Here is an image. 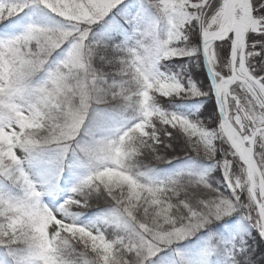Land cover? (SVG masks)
Returning a JSON list of instances; mask_svg holds the SVG:
<instances>
[{
  "label": "trees",
  "instance_id": "trees-1",
  "mask_svg": "<svg viewBox=\"0 0 264 264\" xmlns=\"http://www.w3.org/2000/svg\"><path fill=\"white\" fill-rule=\"evenodd\" d=\"M220 5L206 1L182 29L194 55L164 59L178 43L166 41L167 12L156 1L123 0L83 21L47 0H0V70L14 93L0 102V122L21 131L0 139V264H98L78 241L47 228L46 204L120 264H264L245 168L221 134L198 48L202 21L210 26ZM105 48L128 59L97 64ZM217 59L213 70L226 76ZM160 73L203 95L158 98L151 85ZM81 113L87 124L64 150ZM185 228L184 240H160Z\"/></svg>",
  "mask_w": 264,
  "mask_h": 264
},
{
  "label": "rangeland",
  "instance_id": "rangeland-1",
  "mask_svg": "<svg viewBox=\"0 0 264 264\" xmlns=\"http://www.w3.org/2000/svg\"><path fill=\"white\" fill-rule=\"evenodd\" d=\"M64 1V2H63ZM123 0H82V2H79V0H62V3L60 0H47V2L50 4L51 8L53 9H59L60 7L66 6L68 7L69 13H77L76 15L79 16L81 20H94L96 19L100 13L104 10H110L111 8L114 9L117 4L122 3ZM156 1L158 5L162 7L164 12H167V19H168V28L166 32V41L168 43H174L178 46L175 49H167L165 53L163 54L164 59H176V58H183V57H190L191 55H194L197 51L194 49V46L190 44L189 39H185V36H183L182 30L185 26V24L189 23L191 20L197 19L195 16V9L202 6L203 3H205L208 0H152ZM223 1V0H222ZM61 3V5H60ZM111 9V10H112ZM57 11V10H56ZM223 20V15L221 14L219 16V19H215L214 21H211V24H214L213 22H216L217 25H220L221 21ZM201 37L202 33L200 35L199 40V52H200V43H201ZM219 45L213 46L209 51V59L211 66H217V55H221L223 59L222 66L225 68L228 67V59H227V52L226 50H219ZM128 59V56L123 53L122 51L113 52L112 50H108L107 48L103 49L102 52H99L96 55V62L97 64H108L110 62H122L126 61ZM213 69V68H212ZM215 74V77L217 80H219V77L224 76L222 73L220 76H218V71H213ZM5 75L2 70H0V102L5 104H8L9 100H12L13 91L6 86L5 81ZM242 91H244V88L241 87ZM10 91V93H9ZM151 91L154 93L158 98H165V99H181L182 97L185 98H192V97H198L202 96L203 94L199 92L197 88L195 89H185L182 87L179 82L174 79L173 77L166 76L162 73L159 74L157 79L152 83L151 85ZM5 92H8L7 94ZM87 114L81 113L74 117V120L72 121V124L70 128L68 129L67 134V142L66 146L64 147V150H67L70 146L73 140L76 138L78 132L80 131L82 125L84 124L86 120ZM243 116H246L244 113ZM244 119V118H243ZM246 121H250L249 117H245ZM172 127H175L179 132L185 133V134H191V128L187 126L184 122L181 120H169L168 121ZM248 123H251L248 122ZM21 134L20 129L15 126L13 122L10 121V119H2L0 122V139L2 138H19ZM15 155L18 157H24V153L15 151ZM5 156L7 157L6 161L7 163H13L14 161V155L9 154L8 152L5 153ZM21 159V160H22ZM15 169V167L13 168ZM245 179L247 183V192L249 194V197L251 199V203L253 204V197H252V190H251V179L249 172L245 169ZM256 195L257 189L255 190ZM28 198L25 197L22 200H27ZM255 205V204H254ZM45 213L47 214L48 218L51 221V225L47 227L49 230L52 231H61L64 236H68L72 239H75L80 244L85 246L93 256V258L97 261L98 264H120L117 259L113 256L112 252L110 251L109 247L107 245H99L100 242H97L96 238L92 235V233H83L80 230L75 229L74 227L70 226V219L69 217L65 216L62 212L59 211L58 208H52L49 205H44L43 207ZM26 212H32V208H23L19 211V214H23ZM256 213V212H255ZM255 224V223H254ZM65 232L67 235H65ZM188 228L178 230L174 232L173 234L167 235L162 237L160 240L164 241L165 243L169 242V244L177 241H181L186 239L189 235ZM155 253V252H154ZM153 253V254H154ZM173 254H170L169 257H172ZM166 260H169L166 259Z\"/></svg>",
  "mask_w": 264,
  "mask_h": 264
},
{
  "label": "water",
  "instance_id": "water-1",
  "mask_svg": "<svg viewBox=\"0 0 264 264\" xmlns=\"http://www.w3.org/2000/svg\"><path fill=\"white\" fill-rule=\"evenodd\" d=\"M234 0H223V14L224 21L216 31H202L201 43H200V52L202 57L203 68L209 82L212 96L214 99V103L217 109V113L219 116V128L220 131L229 146L232 153L238 158L241 164H243L252 179L256 180L258 200L256 199L255 193H253L254 202L256 205L257 215H258V223L257 227L261 230H264V174L261 171V168L258 162L255 159V148L253 139L256 133L250 132V135L247 140H243L240 136L239 132L234 128L230 119H229V107H228V96L230 92V88L235 83V79L237 77L236 73V62L234 51H231L230 55V68L231 74L228 81V86L226 88L223 96L221 95L219 89V83L216 81L215 74L210 65L209 59V50L215 44L224 43L229 35L232 33L235 27L236 21V10L237 3H233ZM241 5L243 8V12L245 17L249 20L251 27L252 20V9H251V1L250 0H241ZM248 30L246 28L240 29V39H244ZM250 79V76L247 73V76ZM251 81V79H250ZM262 132V129L258 130ZM238 137L239 144L238 145L234 137ZM264 239V238H263Z\"/></svg>",
  "mask_w": 264,
  "mask_h": 264
},
{
  "label": "flooded vegetation",
  "instance_id": "flooded-vegetation-1",
  "mask_svg": "<svg viewBox=\"0 0 264 264\" xmlns=\"http://www.w3.org/2000/svg\"><path fill=\"white\" fill-rule=\"evenodd\" d=\"M250 1H251V9H252L251 29L249 33L246 35V39H247L246 54L249 56L248 67L250 68L252 76L260 78L261 81H263L262 83L264 84V35L260 34V33H264V6H262L264 5V0H250ZM221 14H222L221 11H217L216 15L213 16L210 22L214 21L215 19L218 20ZM203 26L206 30L209 31L217 29L216 22L208 27H206L205 25ZM219 46L226 47L227 56L230 54L231 40L228 39L227 42ZM263 146L264 144H258L257 149L262 150V148L264 149ZM259 160H260L259 164L262 167L264 165L263 162L264 160H262L261 157H259ZM255 214L256 215L254 220L257 226L258 223L257 212ZM260 230L261 229H259V232Z\"/></svg>",
  "mask_w": 264,
  "mask_h": 264
},
{
  "label": "bare ground",
  "instance_id": "bare-ground-1",
  "mask_svg": "<svg viewBox=\"0 0 264 264\" xmlns=\"http://www.w3.org/2000/svg\"><path fill=\"white\" fill-rule=\"evenodd\" d=\"M233 2V1H232ZM240 1L239 0H234L233 3H239ZM241 80V79H240ZM221 89L223 88L224 90H226L227 86H228V81H224L223 83H221Z\"/></svg>",
  "mask_w": 264,
  "mask_h": 264
},
{
  "label": "snow or ice",
  "instance_id": "snow-or-ice-1",
  "mask_svg": "<svg viewBox=\"0 0 264 264\" xmlns=\"http://www.w3.org/2000/svg\"><path fill=\"white\" fill-rule=\"evenodd\" d=\"M205 7H207V5H204ZM264 6V5H262ZM261 35H264V33H260ZM229 40H231V36L229 37ZM260 235L262 236V238H264V230H260Z\"/></svg>",
  "mask_w": 264,
  "mask_h": 264
},
{
  "label": "clouds",
  "instance_id": "clouds-1",
  "mask_svg": "<svg viewBox=\"0 0 264 264\" xmlns=\"http://www.w3.org/2000/svg\"><path fill=\"white\" fill-rule=\"evenodd\" d=\"M85 124H87V119H86V121H85Z\"/></svg>",
  "mask_w": 264,
  "mask_h": 264
}]
</instances>
